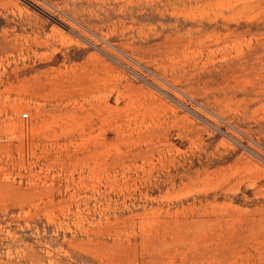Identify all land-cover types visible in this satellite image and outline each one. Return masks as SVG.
Wrapping results in <instances>:
<instances>
[{
	"label": "rangeland",
	"instance_id": "obj_1",
	"mask_svg": "<svg viewBox=\"0 0 264 264\" xmlns=\"http://www.w3.org/2000/svg\"><path fill=\"white\" fill-rule=\"evenodd\" d=\"M0 264H264V0H0Z\"/></svg>",
	"mask_w": 264,
	"mask_h": 264
},
{
	"label": "built area",
	"instance_id": "obj_2",
	"mask_svg": "<svg viewBox=\"0 0 264 264\" xmlns=\"http://www.w3.org/2000/svg\"><path fill=\"white\" fill-rule=\"evenodd\" d=\"M27 116H28V114H22V115H21V117H22L23 119H26Z\"/></svg>",
	"mask_w": 264,
	"mask_h": 264
}]
</instances>
